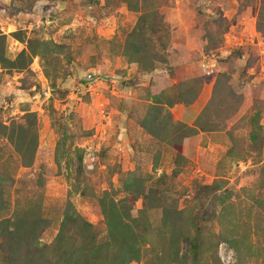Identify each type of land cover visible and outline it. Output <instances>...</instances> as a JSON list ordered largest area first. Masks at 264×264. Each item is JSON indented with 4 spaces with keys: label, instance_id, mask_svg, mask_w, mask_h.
<instances>
[{
    "label": "rangeland",
    "instance_id": "1",
    "mask_svg": "<svg viewBox=\"0 0 264 264\" xmlns=\"http://www.w3.org/2000/svg\"><path fill=\"white\" fill-rule=\"evenodd\" d=\"M140 15L157 26L142 28L150 67L136 57ZM0 32L9 59L29 38L47 43L25 68L0 63V219L38 210L48 243L67 202L101 226L105 190L143 211L155 251H174V240L172 264H190L182 233L198 209L194 184H214L204 256L264 264V0H0ZM26 113L37 137L28 165L7 138ZM162 174L168 199L144 209L133 184ZM171 201L185 214L173 233L160 207Z\"/></svg>",
    "mask_w": 264,
    "mask_h": 264
},
{
    "label": "trees",
    "instance_id": "2",
    "mask_svg": "<svg viewBox=\"0 0 264 264\" xmlns=\"http://www.w3.org/2000/svg\"><path fill=\"white\" fill-rule=\"evenodd\" d=\"M31 3L35 0H20ZM142 28H149L154 34L155 23L148 24L143 15L139 16ZM150 38L142 32L140 42L136 43V57L148 59L146 65H153V51H151ZM5 35L0 32V63L7 68H25L32 55H45L38 50L42 45L35 38L27 40L26 48L20 50L15 58L9 59L4 54ZM149 42V43H148ZM24 122L13 123L7 138L13 144L25 165L30 164L36 147L37 137L34 124V115L26 113ZM0 128L8 129L0 123ZM5 133V132H4ZM77 174L82 172V154L77 153ZM173 174L176 170H173ZM167 175L159 176L153 186L145 188L142 182L133 184V192L141 196L144 209L158 206L167 198L163 189H167ZM126 185H128L126 183ZM193 199L198 203V209L187 212L189 218L190 233L183 232L182 238L187 246L190 264H220L217 253H211L210 259L204 256L205 228L204 198L214 190V184L196 183ZM164 186V188H161ZM127 189V186H125ZM0 184V211L5 207ZM83 194V190H80ZM168 199V198H167ZM97 200L103 216L102 225L98 226L88 221L75 211L72 204L67 202L64 206L59 227L51 242L39 243V235L49 225L38 210L29 213H21L15 210L10 216L0 219V249L3 252V260L9 264H130L144 259V264H151L147 256L153 253L158 264H172L177 259V244L174 251L166 255L165 249L155 251L150 238V223L144 217L132 213V205L127 197L114 198L108 191H102ZM173 205L161 206L164 222L170 223L172 233L176 230L180 218L185 216L182 210ZM142 209V210H144ZM173 239V235L171 237ZM151 259V258H150ZM153 264V261H152Z\"/></svg>",
    "mask_w": 264,
    "mask_h": 264
}]
</instances>
